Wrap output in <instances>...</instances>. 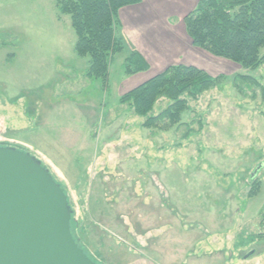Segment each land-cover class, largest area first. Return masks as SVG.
<instances>
[{"label":"rangeland","instance_id":"374dc122","mask_svg":"<svg viewBox=\"0 0 264 264\" xmlns=\"http://www.w3.org/2000/svg\"><path fill=\"white\" fill-rule=\"evenodd\" d=\"M75 41L56 0H0V144L49 170L84 247L108 264H131L134 252L150 264H264V64L245 71L191 44L167 53V67L224 79L188 100L179 124L147 129L119 98L154 66L125 76L126 44L104 83L87 76Z\"/></svg>","mask_w":264,"mask_h":264},{"label":"trees","instance_id":"16d2710c","mask_svg":"<svg viewBox=\"0 0 264 264\" xmlns=\"http://www.w3.org/2000/svg\"><path fill=\"white\" fill-rule=\"evenodd\" d=\"M141 2L56 0L59 13L69 16L76 36L75 54L89 57L88 77L102 79L106 83L113 57L126 47L119 34L118 12ZM183 25L195 48L237 64L245 71L257 70L264 64V56L260 54L264 48V0H199L194 10L183 18ZM148 69L149 65L141 55L131 51L125 61L124 75L130 77ZM223 79L224 76L213 77L194 66H170L123 94L119 104L127 105L136 116L145 118L142 127L152 129L165 123L163 127L166 129L180 123L181 115L189 108L188 100H197ZM235 81L257 84L249 75H240ZM159 100L167 102L166 108L153 116L154 106ZM259 185V182L254 183L249 198L258 193ZM73 215V234L80 241L75 234ZM80 244L96 264L111 263L103 256V260L94 257L81 241Z\"/></svg>","mask_w":264,"mask_h":264},{"label":"water","instance_id":"95a60500","mask_svg":"<svg viewBox=\"0 0 264 264\" xmlns=\"http://www.w3.org/2000/svg\"><path fill=\"white\" fill-rule=\"evenodd\" d=\"M72 214L38 159L0 145V264H96L74 237Z\"/></svg>","mask_w":264,"mask_h":264},{"label":"crops","instance_id":"0c3cea01","mask_svg":"<svg viewBox=\"0 0 264 264\" xmlns=\"http://www.w3.org/2000/svg\"><path fill=\"white\" fill-rule=\"evenodd\" d=\"M198 1L142 0L140 4L124 7L118 12L120 37L130 52L136 51L147 62L148 71L154 66L153 77L168 68L169 64L160 63L167 53L172 52L175 56L179 51L187 50V46L190 47L191 42L186 41L184 34L183 18L194 10ZM172 21L177 27L171 25ZM180 22L182 25L178 26ZM169 57L171 59L172 56ZM132 254L135 258L131 264H150L142 253L139 254L144 257L142 259L137 258L136 252Z\"/></svg>","mask_w":264,"mask_h":264}]
</instances>
